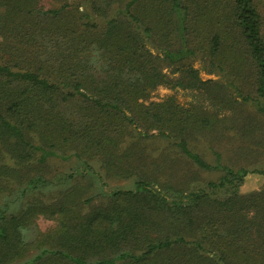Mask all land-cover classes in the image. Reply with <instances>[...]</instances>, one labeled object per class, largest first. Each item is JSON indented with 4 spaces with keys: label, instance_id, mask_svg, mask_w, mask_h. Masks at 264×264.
Here are the masks:
<instances>
[{
    "label": "trees",
    "instance_id": "trees-1",
    "mask_svg": "<svg viewBox=\"0 0 264 264\" xmlns=\"http://www.w3.org/2000/svg\"><path fill=\"white\" fill-rule=\"evenodd\" d=\"M239 112L264 158L262 0H0V264H264V165L193 147Z\"/></svg>",
    "mask_w": 264,
    "mask_h": 264
},
{
    "label": "rangeland",
    "instance_id": "rangeland-1",
    "mask_svg": "<svg viewBox=\"0 0 264 264\" xmlns=\"http://www.w3.org/2000/svg\"><path fill=\"white\" fill-rule=\"evenodd\" d=\"M263 2V10H264V0H262ZM154 53H156V51L154 50ZM194 67L196 69L199 70L200 72V78L203 81H208V80H212V81H217V80H224V78H222L221 76H217V75H210L208 74V72L205 70V66L202 62L201 59H197L194 63H193ZM170 72V71H169ZM174 94V92L167 90V89H159V92L157 93L158 95V101L162 100L160 98H163L165 96H169ZM176 95H178V98L180 100H184L187 99L188 101H191V95H189V93H185L183 91H179L178 93H175ZM209 105V104H206ZM231 113H229L230 115ZM237 114V113H236ZM238 117L235 118V120H237L236 124H232V123H227L226 125H224L225 129H227L228 131L225 132L223 134V130H218V133H222V137H216V138H222V142L219 144L218 142H211L210 140L207 141H198L197 143H195L193 145L194 149H196V151H198L205 159L206 161H208L209 163H214L215 157L212 155L211 149L215 150V151H222V149L224 150V152L222 151V153L224 154L226 160V163L229 166H233V167H238L240 165H244L249 167L250 169H253L252 167H255L256 165H258V163H256V161H260L261 166L264 165V158H252V157H247V150L245 147L242 148V151H238V149H232L233 147L236 146V141L233 140V138L231 136L233 135H238V129L239 131L241 129H246V126H242V121L246 119L247 115L243 112H239V114H237ZM224 117V116H223ZM248 128H250L248 126ZM232 139V140H231ZM231 140V141H230ZM238 146V145H237ZM221 149V150H220ZM263 149H264V145H263ZM245 159V160H244ZM247 161V162H246ZM259 163V164H260ZM71 163H63L62 161H55L53 162V164L50 165V169L53 173L55 172H59V173H65V174H69L71 172ZM221 176V174L219 172H198V176H196V184L197 187H202L204 186L207 182H211V181H216L218 180V178ZM195 177V176H194ZM109 184V188H105L104 190L107 191L108 189L110 190V188H115V187H123L125 186L127 183L125 181H121L118 179L115 180H109L107 182ZM264 191V177L261 175H250L248 176V178L246 179V181L244 182L243 185H241L239 192L242 195H247V194H251V193H257V192H262ZM93 196L96 197V200L93 204V206L98 205V203L103 202L102 197L98 196L97 193H94ZM51 225V223L45 221V220H40L39 221V226L40 228L44 231L46 230L49 226Z\"/></svg>",
    "mask_w": 264,
    "mask_h": 264
}]
</instances>
